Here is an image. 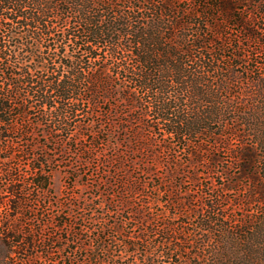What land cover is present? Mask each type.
Listing matches in <instances>:
<instances>
[{
  "label": "trees",
  "instance_id": "1",
  "mask_svg": "<svg viewBox=\"0 0 264 264\" xmlns=\"http://www.w3.org/2000/svg\"><path fill=\"white\" fill-rule=\"evenodd\" d=\"M239 4H251V19ZM230 26L234 38L224 36ZM242 37L260 48L246 50ZM259 53L264 0H0V206L8 196L10 211L0 264H51L56 252L75 255L71 264H264ZM206 136L215 150L225 140L254 180L253 221L226 214L228 193L239 191L229 180L197 196L167 183L154 211L158 154L168 155V176H182L165 140L200 148ZM89 138L99 147L86 148ZM191 156L199 161L200 150ZM64 163L72 184L81 167L95 171L97 192L122 182L119 200L98 206L119 219L108 225L72 198L50 212L51 175ZM174 210L196 224L175 226ZM128 223L138 232L126 233Z\"/></svg>",
  "mask_w": 264,
  "mask_h": 264
},
{
  "label": "rangeland",
  "instance_id": "2",
  "mask_svg": "<svg viewBox=\"0 0 264 264\" xmlns=\"http://www.w3.org/2000/svg\"><path fill=\"white\" fill-rule=\"evenodd\" d=\"M154 2L161 1V0H153ZM239 0H235L237 3ZM187 3V1L185 2ZM240 3V2H239ZM248 6H243L241 4L237 5L239 13L243 14L245 17L249 16L251 19V4H247ZM252 18L256 21L258 19V16L255 13H252ZM239 30L236 26L227 27L224 36L225 37H235L238 34ZM241 42L246 48V50L251 51L252 49H259L260 44L257 41H247L243 37L241 38ZM259 69L262 74H264V54L259 53L258 57L256 59ZM255 67V64L251 65V70H253ZM251 77H253V74L251 73ZM240 80H242V75L240 74ZM247 81V79H246ZM243 80V83L246 82ZM240 92V89H237L235 93ZM123 139V137L121 138ZM159 145L164 144L163 138H158ZM167 145H170L172 147V154L169 156L171 158L175 157V161H177L178 166L180 167L182 176L172 179L170 176L167 175V169L164 167V162L167 158V153L162 154L161 152L158 154V165L152 167L153 170H155L156 176L154 177V183L156 185H160L159 190L156 193L155 198H157V203L154 204V211H161L163 210V202L169 199V194L165 192V188L169 186L170 182L173 183H183L182 187L185 191L188 192V194L197 196L200 192L210 191L212 188H216L213 185L220 184V183H228L227 180L233 182L236 181V187L238 188V192H232L231 194L228 193V198H230L229 204H228V210L226 214L229 215H235L233 218L241 219L239 221H248L251 219L253 221L254 215H251V213L255 209V205L251 204V201L249 200V197L251 195V188L254 184V180L250 178L249 176L243 175L241 168L244 166L243 162H236L233 160V154L228 153L226 150H224L222 147H224L225 140L218 142L220 143V149L215 150L212 147V143L215 142L213 138L210 136H206L202 139V146L200 148H197V146L190 145V147L180 148L178 146L174 145V141L171 139L165 140ZM232 143L236 144L237 142L235 140L232 141ZM86 148H92V147H99V142L94 140L93 138H89L87 142L85 143ZM158 151H160V147L157 148ZM174 150L176 153H174ZM200 150V156L201 159L197 161V156H191L192 153L197 152ZM18 148L16 150L10 151L11 153L17 154ZM8 152H3L4 155L8 154ZM139 156V155H137ZM75 156L70 155L68 158L74 159ZM141 162L148 167H151V159L149 156L141 155ZM170 158V159H171ZM172 160V159H171ZM1 161V160H0ZM193 161V162H192ZM18 161H13V163H17ZM67 164H61L60 167L54 168L51 175V189L53 193V197L46 203L47 208H49L50 212H55L57 210L56 208V202L61 204H66L67 199H71V204H78L81 203L83 207H85V210H94L95 215H93V218L97 217H103L108 225H111L113 221L119 219V216L113 215V214H105L104 208H99V204H102L104 202V199L106 201H115L117 202L119 200V194L117 190H121L122 188V182H117L112 190H109L105 187H101L100 191L97 192L95 190L93 184H95L92 180V177H95V171L93 169H87V168H80L79 176L74 184L70 182V180L67 179L66 173L63 170V167ZM102 172V170H99V175ZM83 173H86L83 177ZM97 173V172H96ZM133 175H136L135 173ZM132 175V176H133ZM243 175V176H242ZM134 177V176H133ZM148 181V180H147ZM166 183V184H165ZM169 183V184H167ZM7 195V194H4ZM96 195V196H95ZM4 198V204L0 206V219L6 218L8 215L10 216V211L7 204L8 196H3ZM43 198V197H42ZM41 198V199H42ZM56 201V202H53ZM143 199L140 201L138 199L135 200L136 204L142 203ZM228 203V202H227ZM104 204V203H103ZM195 205H197L195 203ZM194 207V206H192ZM78 213H81V211H77ZM86 215H89L86 211H84ZM104 213V214H103ZM174 213L176 214V218L173 217V222L175 226H181L183 223H192L193 225L196 224L195 220L188 221L185 216H180V211L174 210ZM126 216V214H125ZM178 217V218H177ZM58 219H62L59 217ZM135 230L136 233L138 232V229H135L133 227L132 223H128L125 226L126 233H132V231ZM1 231V227H0ZM113 231H108V233L112 234ZM114 234V233H113ZM116 235V233H115ZM119 236L116 235V238ZM6 250L4 247L0 246V261L2 260L4 256V252ZM67 255H69L67 252L62 253H54L51 257V261H57L53 262L51 264H71L75 263V255L71 254L67 258Z\"/></svg>",
  "mask_w": 264,
  "mask_h": 264
}]
</instances>
